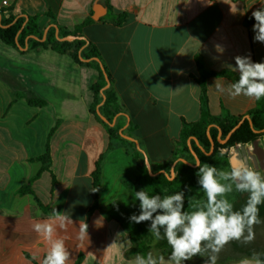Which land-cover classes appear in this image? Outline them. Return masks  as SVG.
<instances>
[{"label": "crops", "instance_id": "0c3cea01", "mask_svg": "<svg viewBox=\"0 0 264 264\" xmlns=\"http://www.w3.org/2000/svg\"><path fill=\"white\" fill-rule=\"evenodd\" d=\"M261 2L109 0L107 9L103 0H0V10L12 7L15 14L38 15L42 32L52 25L51 14L57 26L71 32L92 16L94 6H103L106 13L82 29L83 37L98 51L127 124L135 127L132 138L140 153L150 157L152 173L170 165V174L184 123L244 117L264 104V98L218 93L211 87L216 79L225 87L232 83L220 76L204 80L203 95L199 69L238 75L228 67L235 66L234 57L250 54L253 62H264V43L254 41L253 25L245 24ZM120 14L127 18L116 25ZM98 79L97 68L79 64L69 54L50 48L27 51L0 39V264H42L48 246L32 224L48 219L54 209L73 220L57 229L71 264H132L136 254L130 253L129 234L116 218L139 205L134 194L145 189L140 181L144 160L123 145L107 150V133L90 112L91 87ZM19 93H30L44 105L32 106ZM258 144L264 148V137ZM47 148L50 171H41ZM230 150L224 170L236 155L250 157L258 169L254 155ZM101 156L95 193L92 174ZM233 194L239 210L243 193ZM83 222L89 239L80 242ZM163 251L150 248L147 253L167 259L170 254ZM253 253L229 256L221 251L217 264H239ZM206 258L196 256L184 264H205Z\"/></svg>", "mask_w": 264, "mask_h": 264}, {"label": "clouds", "instance_id": "9594fccd", "mask_svg": "<svg viewBox=\"0 0 264 264\" xmlns=\"http://www.w3.org/2000/svg\"><path fill=\"white\" fill-rule=\"evenodd\" d=\"M254 41L264 43V2L252 11ZM235 66L228 67L237 72L238 80L225 87L218 79L211 86L220 94L235 98L246 96L255 100L264 98V62H253L251 55L234 57ZM145 171L149 175L151 160L147 153L142 154ZM186 160L173 161V177L176 164H187ZM198 184L205 194L203 201L197 202L192 211L185 210V193L150 195L145 189L136 191L134 199L139 201V215L129 217L131 222L149 223V233L155 239H165L171 252L167 259L163 255L136 254L132 264H184L194 257H207L205 264H217L220 252L231 241L249 244L255 239L254 226L262 221L259 206L264 204V172L251 163L248 156L236 158L228 170L218 169L212 164L196 160ZM168 170L162 174L167 175ZM97 190V189H96ZM94 190V191H96ZM233 192L246 193L247 200L239 209H234L229 199ZM73 220L67 212L53 210L43 221L33 222V230L46 242L48 249L42 264H71L70 251L65 239L57 235V229L64 230ZM77 239H89L88 225L79 224ZM239 264H264V254L253 253Z\"/></svg>", "mask_w": 264, "mask_h": 264}, {"label": "trees", "instance_id": "16d2710c", "mask_svg": "<svg viewBox=\"0 0 264 264\" xmlns=\"http://www.w3.org/2000/svg\"><path fill=\"white\" fill-rule=\"evenodd\" d=\"M103 5L107 9H110L109 0H103ZM47 16L51 18V24L56 26L57 31L54 26H50L47 30L45 40L40 41L43 32L39 29L38 15L30 16L24 13L19 15L14 13L12 7L3 8L0 10V39L7 45H10L14 48H26L27 51L50 48L58 53L71 55L75 62L79 64L90 65L97 68L99 71V79L91 87L94 93V101L90 108V112L95 120L103 126L107 133V150L111 149L115 145H123L127 149H131L136 156L142 158V154L136 149L135 143L123 138L119 134V131L123 129L122 133L124 135L132 137V131L135 129V127L131 122L127 124L126 115L122 108L118 105L117 95L111 86L102 91L106 81L98 62L93 60L89 62H83L80 59L81 57L83 59L94 57L100 59L96 48L86 38H84L82 34V29L93 22L91 15L88 16L83 21V23L74 27L73 31L71 32L57 26L54 21V17L51 14H47ZM126 18L127 16L125 14L117 15L114 23L116 25H121ZM254 23L255 21L251 16L245 19L246 25H253ZM70 35L77 36L79 39L71 42L58 40V38H63ZM199 69L201 72L200 83L202 86L203 95L205 91L204 80L208 77H225L232 83L239 78V75L231 72H206L200 66ZM105 72L109 81L111 82V77L106 68ZM22 95L25 96L27 102L32 106L44 105V101L34 97L30 93L18 94V96ZM98 112L109 122H111L116 117L115 125L110 127L108 124L104 123L99 118L97 114ZM247 114L252 125H250L248 120H244L224 144L217 142L219 131L221 132L220 139L223 140L232 130V128L240 122L242 119L241 116H228L225 118L210 117L205 122L198 121L194 123H184L180 132L179 140L176 143L177 149L174 152L173 161L183 158L190 163L195 162V159L191 154L187 143L188 139L193 137L196 139L197 143L193 140H190V145L191 149L197 155L198 160H200L202 163L212 164L218 169H226L228 167L227 153L231 148H234L237 145L244 146L247 144H252L259 138L264 137V131H262L264 130V104H259L257 108L249 111ZM208 125H214L209 129V136L207 135ZM209 137H211L214 141V148L211 154H208L210 152ZM221 150H225V153H222ZM101 159L102 156L97 161L95 171L92 174L93 190H96L99 185ZM40 160L43 164L41 171H50L51 160L48 148L47 152L40 158ZM169 166L170 165L167 166V170H169ZM175 172L176 175L172 180L169 179V172H167V176L160 173L156 177H151L148 172L145 171V165L142 164L140 181L145 190L148 191L150 195L158 194L163 197L183 191L185 193V210L192 211L195 209L197 202L203 201L205 199V194L198 184V177L196 175L198 168L185 164H176ZM27 188L28 185L24 186L20 190V193L26 191ZM96 191L94 192L96 193ZM259 209V217L261 220L264 219V204H261ZM112 210L113 208H109V213L116 218ZM133 214L139 215V205L130 211H120L116 220L129 234L132 244L130 253H139L141 255H145L150 249V246L144 241V236L150 222H142L139 224L131 222L129 217ZM163 252V254H170L171 251L164 250Z\"/></svg>", "mask_w": 264, "mask_h": 264}, {"label": "water", "instance_id": "95a60500", "mask_svg": "<svg viewBox=\"0 0 264 264\" xmlns=\"http://www.w3.org/2000/svg\"><path fill=\"white\" fill-rule=\"evenodd\" d=\"M105 13H106V10H105V8H104L103 6H101V5H96V6L93 7V14H92L91 17H92L93 20L97 21V20H98L99 18H101ZM50 26H54V27L56 28L55 25H50ZM47 30H48V28L45 29V30L43 31V35H42L40 41H44V40H45ZM56 31H57V28H56ZM76 39H79V37H77V36H73V35L66 36V37H63V38H58L59 41H68V42L74 41V40H76ZM19 49H22V48L19 47ZM80 59H81L82 61H84V62H89V61H92V60H93V61H96V62L99 63V66H100L101 70L103 71V74H104V77H105V81H106V84H105V86L103 87L102 91L106 90V89L110 86V81H109V79H108V77H107V74H106V72H105L104 66H103V64L100 62V60H99L98 58H95V57H94V58H89V59H83V58L81 57ZM103 101H104V96H103ZM97 114H98L99 118H100L104 123L108 124L110 127H113V126L115 125V120H116V118H114L111 122H109V121H108L104 116H102L99 112H98ZM244 120H248L249 123H250V125H252L249 116H248V115H245L244 117H242V119L240 120V122H239L236 126H234V127L232 128V130L228 133V135H227L223 140L220 139V137H221V132L219 131L218 136H217V142L220 143V144H224V143L229 139L230 135H231V134H232V133H233V132H234V131H235V130L241 125V124H242V122H243ZM213 126H214V125H208V127H207V135H208V136H209V129H210L211 127H213ZM122 130H123V129H121V130L119 131V134H120L123 138H125V139H127V140H129V141H133V142L135 143V145H136L137 150H139V151H141V152L143 153V151L141 150V148H140V146L138 145L137 141H136L135 139H133L132 137H129V136L124 135V134L122 133ZM262 131H264V130H262ZM190 140H193V141H195L196 143H197V141H196L195 138L191 137V138L188 139V142H187V143H188V146H189V149H190V152H191V154L193 155V157H194V159H195V161H196V160H198V158H197V155L195 154V152L191 149ZM209 141H210V152H209L208 154H211V152L213 151V148H214V141H213V139H212L211 137H209ZM251 146H252V153H253V155L255 156V158L257 159V162H258V165H259L260 169H264V149H262V148L258 145V140L255 141V142H253V143L251 144ZM177 160H185V159H183V158H179V159H177ZM177 160H176V161H177ZM186 161H187V160H186ZM185 165H188V166H191V167H196L194 164H192V163H190V162L187 163V164H185ZM172 166H173V164H172ZM172 166H171V168H172ZM163 171H164V170H162V171H160V172H158V173H153V174H151L150 176H152V177H156L159 173H163ZM170 174H171V176H170V180H172L173 178H171V177H173V170H170ZM165 176H167V175H165Z\"/></svg>", "mask_w": 264, "mask_h": 264}, {"label": "rangeland", "instance_id": "374dc122", "mask_svg": "<svg viewBox=\"0 0 264 264\" xmlns=\"http://www.w3.org/2000/svg\"><path fill=\"white\" fill-rule=\"evenodd\" d=\"M234 149H240L244 152L248 151L249 153H251L253 155L252 146L249 148L247 146L245 147V146L238 145V146L232 148L230 151H232ZM262 149H264V148H262ZM240 156L241 155H236L235 158H238ZM234 160H236V159H234ZM258 170H261L262 172H264V169H260L259 165H258ZM229 199L233 202V200L235 199V195L233 193L230 194ZM238 200L241 202L240 205H244L246 200H247V194L243 193L241 195V197H239ZM254 232H255V239L251 243L244 244L241 241H235L234 240V241H231L229 244H227L222 251L226 252L229 256L238 255L241 252H248V251L258 253V250H259V252L260 251L264 252V223H261V224H258L257 226H254ZM144 241L150 246V248H154V249L163 248L164 250L171 251L170 246L167 244L165 239L157 240V239H155V237L151 233H149V227H147V230H146V233L144 236ZM242 248H245V249H243V251H241Z\"/></svg>", "mask_w": 264, "mask_h": 264}, {"label": "built area", "instance_id": "2783aa9c", "mask_svg": "<svg viewBox=\"0 0 264 264\" xmlns=\"http://www.w3.org/2000/svg\"><path fill=\"white\" fill-rule=\"evenodd\" d=\"M238 146V145H237Z\"/></svg>", "mask_w": 264, "mask_h": 264}]
</instances>
